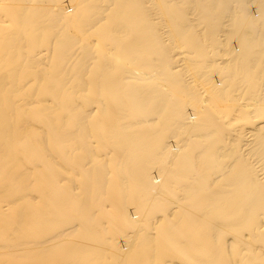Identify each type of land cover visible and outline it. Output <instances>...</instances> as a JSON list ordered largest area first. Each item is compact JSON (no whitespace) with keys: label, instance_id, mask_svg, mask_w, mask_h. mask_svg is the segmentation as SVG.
I'll return each instance as SVG.
<instances>
[{"label":"bare ground","instance_id":"6f19581e","mask_svg":"<svg viewBox=\"0 0 264 264\" xmlns=\"http://www.w3.org/2000/svg\"><path fill=\"white\" fill-rule=\"evenodd\" d=\"M253 3L0 0V264H264Z\"/></svg>","mask_w":264,"mask_h":264},{"label":"rangeland","instance_id":"374dc122","mask_svg":"<svg viewBox=\"0 0 264 264\" xmlns=\"http://www.w3.org/2000/svg\"><path fill=\"white\" fill-rule=\"evenodd\" d=\"M248 1L251 3L250 6H249L250 11H253V10H254V5H253V4H254V3H253L254 0H248ZM223 38H224V37H223ZM229 38H230V39H229L230 41H231V40H234L233 37H229ZM233 42H235V41H233ZM229 45L233 46L234 44H233V43H232V44H228V46H229ZM230 48H231V47H230ZM221 51H222V53H223L224 48L220 49V55H221V56L219 55V57H217L218 60H219V58L222 57V55H223V54H221ZM223 56L225 57V55H223ZM218 62H219V61H218ZM220 62H221V60H220ZM220 62H219V63H220ZM213 72H214V73H212L213 76H214V77H217V76H218V70L216 69V70L213 71ZM188 78H189V77H188ZM101 223H102V222H101ZM104 223H105V222H104ZM104 223H103V224H104ZM106 223H107V222H106ZM106 223L104 224V226L107 225V224H109V223H107V224H106ZM100 225H102V224H100ZM104 226H102V227H104ZM107 227H108V226H107ZM104 228H105V227H104ZM128 231H129V230H128ZM131 231H132V230H131ZM111 232H112V231H111ZM108 236H109V235H108ZM106 237H107V235H106ZM259 250H260V249H259ZM260 251H261V250H260ZM263 252H264V251H263ZM260 253H262V252H260ZM259 264H261V263H259Z\"/></svg>","mask_w":264,"mask_h":264}]
</instances>
